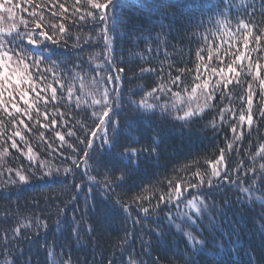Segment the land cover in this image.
I'll return each instance as SVG.
<instances>
[{
    "label": "snow or ice",
    "instance_id": "obj_1",
    "mask_svg": "<svg viewBox=\"0 0 264 264\" xmlns=\"http://www.w3.org/2000/svg\"><path fill=\"white\" fill-rule=\"evenodd\" d=\"M17 7L16 0L0 3V14L7 15V21L0 15V177H6L2 185L7 189L6 193L0 192V199L10 200L12 190L19 185L41 180L64 185L69 175H76L74 169H83L88 174L93 166L103 167L106 170L103 179H97L99 172L97 176H88L99 189L100 198L91 196L88 211L93 219L88 227L84 228L85 221L81 218L71 228L70 235L77 242L95 234V226L103 225L112 217L124 214L131 219L134 204L144 217L167 212L163 221L156 222L147 246L175 243L177 251L172 255L180 264H264V218L255 233L259 245L250 241L245 248L243 228H229L224 232L217 229V218L227 215L233 204L225 200L218 205L212 195L223 184H228L245 194L249 204L260 203L264 210V191L260 190L264 189V143H260L254 153L247 154L250 163L242 161L230 169L225 149L221 148L214 160H204L206 167L195 161L196 169L192 171V165L185 164L182 169H175L171 177L160 181L157 188L151 184L146 186L142 179L137 185L134 177L141 164L161 158L163 137L153 129L150 135L132 138L136 126L141 121H154L157 113L162 121L171 120L176 122L174 126L190 128L210 110L216 115L208 126L215 131L227 124L233 133L234 140L227 144L229 151L245 138V129L249 136L253 130L259 133L264 126V0L259 3L220 0L215 7L207 3L199 5L207 9L209 20L207 24L202 20L196 25L204 32L193 34L200 43L193 66H176L174 73L173 65L169 64L167 74L163 64L159 69L140 66L137 80L145 79V74L149 73L155 75L156 81L150 88L141 86L132 92L127 102L122 87L125 68L115 61L110 33H115L118 27L125 35L143 31L137 16L130 12L132 8L147 7L149 15H158L162 21H176L178 10L182 7L193 10L191 6L183 0H153L150 5L146 0H73L71 4L61 0H44L43 3L27 0V7L19 5L18 18ZM25 12L27 16L23 15ZM200 14L204 16L203 11ZM194 23V16L190 17L188 26ZM164 28L165 24L161 23V31L155 38L149 31L144 42L151 41L158 49L162 36L170 35L164 33ZM100 40H103V50L93 49L87 61L83 58H78V62L68 60L60 51L68 48L71 41L73 49L84 52L85 46L98 44ZM163 45L167 50L166 38ZM152 51L149 46L147 53ZM257 96L259 106L254 110ZM122 112L127 119L121 116ZM80 113L90 114L92 124L75 120L69 127V121ZM77 126L83 130V136L76 131ZM69 137H75L84 147L78 148L67 139ZM65 147L78 155L64 157L71 161L70 165L63 161L54 163L57 155H64ZM97 154L102 159L97 160ZM180 171L184 176L178 174ZM72 186L77 192L82 191L81 184ZM137 186L140 190L130 199L118 191L127 187L128 192H132ZM92 192L89 188V193ZM72 199L78 197L72 196ZM237 203L244 206L240 197ZM173 207L177 209L175 215ZM4 215L0 225L6 224L11 214ZM139 223V218L133 221L134 225ZM61 224L58 219V230ZM33 228L37 238L41 230L45 234L49 230L47 221L38 216L18 217L11 225L0 228L4 264H20L22 260L24 264H31L30 250L25 260L20 241L31 243ZM129 235L126 232L121 241L122 254L128 252L125 245ZM169 237H174V241H169ZM181 245L182 251L179 250ZM42 246L49 247L47 240ZM56 247L59 245L54 239L48 251L50 258ZM13 251L17 255H13ZM8 256L12 259H7ZM128 257L127 264H139L131 253ZM159 259L157 257L152 264H158ZM58 264H72L71 257ZM107 264H116V260L108 259Z\"/></svg>",
    "mask_w": 264,
    "mask_h": 264
},
{
    "label": "trees",
    "instance_id": "obj_2",
    "mask_svg": "<svg viewBox=\"0 0 264 264\" xmlns=\"http://www.w3.org/2000/svg\"><path fill=\"white\" fill-rule=\"evenodd\" d=\"M4 0H0V3ZM38 3H43L44 0H36ZM61 2H67L71 4L73 0H61ZM220 0H183V3L191 6L189 10L186 8H180L178 10V20L162 21L158 15H149L148 8L130 10L131 14L137 16L141 22L140 26L143 28L142 32H137L135 35H125L122 28H117L115 33H110V38L114 43V57L117 64L122 65L125 68L123 76V91L124 100L127 102L131 98V93L138 91L141 86L150 88L154 85L156 77L153 74L146 73L145 79L137 80L136 76L139 75L140 66L156 67L159 69L160 65H164L165 74L168 72V65H173V72L175 73L176 66L179 67H192L195 61V53L200 43L197 42L194 33H203V28H197L196 25L200 24L203 20L205 24L208 23L209 13L207 9L200 8L199 5L207 3L212 7H215ZM249 3L252 0H248ZM259 3V0H256ZM147 4H152L153 0H146ZM239 3V0H237ZM18 5L15 15L18 18L21 13L19 11V5L23 4L27 7V0H16ZM223 7V5H221ZM126 11H129L126 9ZM168 11H171L169 9ZM201 11L204 12V16L201 17ZM4 16V20L7 21L6 14H0ZM27 16V12L23 13ZM195 18V23L188 26L190 17ZM257 16V20H259ZM164 23V33H170V35L162 36L159 48L156 44L145 43V39L151 31V36L156 37L160 33V24ZM172 27L169 28L168 25ZM211 26V25H209ZM187 27V31L185 28ZM84 34H87L86 30L82 29ZM75 34V29H73ZM167 39L168 47L165 50L163 45V39ZM71 41L68 48L60 49L63 51L68 60L77 61L78 58H83L85 61L89 58V52L95 49L96 52H100L104 48L103 40H100L98 44L91 46H85V51L80 52L78 49L71 47ZM151 46L153 51L147 53L148 47ZM207 55V53H205ZM150 57V59H149ZM148 61V62H146ZM190 80L191 77L189 76ZM142 94V93H141ZM139 99V97H136ZM260 97L254 99V110L259 106ZM219 103V101H217ZM228 102L225 101V104ZM195 106V102H194ZM216 115L215 111L210 110L208 115L204 119H198L196 123L191 127L181 128L174 126L176 122L171 120L162 121L157 113V117L154 121L145 120L141 121L133 132V139H138L140 136L150 135L153 129L159 131L163 137L164 143L161 145L162 152L159 160H153L150 164H141L138 169L137 176L134 179L143 180L145 185H153L159 188V182L163 181L165 177H171L175 169H182L185 164L192 165V171H195V161H199L202 167L205 159L214 160L220 154V149H225V159L230 167L233 168L239 162L250 163L248 159L249 152H255L260 143H264L261 137H264V126L260 127L259 133L253 130L251 136L248 135L245 129L244 139L237 142L233 149L229 151L227 144L234 140L233 133L228 128L227 124L223 127H218L215 131L208 126L209 121ZM121 116L125 119L127 117L122 112ZM75 120L85 121L91 125L92 120L89 115L80 113L75 116L73 120L69 121V127H71ZM217 124L219 121L217 120ZM38 131H44L38 129ZM76 131L83 136V130L76 127ZM239 131V128H238ZM50 136V133H45ZM54 139V137H50ZM35 140V137L33 138ZM71 143L76 144L78 148H83V145H79L75 137L67 138ZM38 143V141H37ZM59 144L58 141H56ZM63 156L57 155L54 163L60 164L63 161L65 164L70 165V160H65L66 156H76L78 153H73L71 149L65 147L63 149ZM82 155V153H80ZM18 155V154H17ZM97 160L102 157L97 154L95 157ZM17 165L19 161L15 162ZM103 167L96 168L95 166L89 169L88 174H85L83 169H74L76 175L73 177L69 175L68 182L64 185L51 184L45 181H32L28 185H19L12 190V196L10 200L0 199V219H5V213H10V217L7 218V223L0 225V228L11 225L18 217L23 219L27 217L32 219L34 217H42L48 223L49 230L45 234L41 230L39 237L35 236V228L31 229L32 242L27 240H21L20 244L25 251V260L28 259L30 250L31 264H58V261H62L71 257L72 264H107L108 259H115L116 264H127L128 254L131 253L134 258L139 261V264H152V261L159 257L158 264H180V262L172 255L177 251L175 243L164 244L160 246H147L148 242L152 239V229L155 228L156 222L163 221V218L167 215V212H161L159 216L152 215L144 217L142 214L136 211V207L133 204L131 219H128L124 214L119 217H112L103 225L96 227L95 234L82 239L77 242L71 237V228L81 221V218L85 221L84 228L88 227V222H91L93 217L88 211L91 207V196H95L97 199L99 196V189L92 184L88 176L100 175L97 179H103L105 173ZM118 174V173H117ZM180 176H184V172H178ZM190 175V173H189ZM244 173L241 171V177ZM6 177H0V192H7L2 185L3 179ZM76 183L82 185V191L77 192L72 186ZM132 182L129 181V184ZM89 188L93 189V192L89 193ZM139 186L133 189L132 192H128L127 187L124 189H118L121 195L126 199H130L137 191ZM264 191V189H260ZM217 201V204H223L225 200L232 202L233 207L227 210V215H221L216 220V227L219 231L224 232L229 228H243L242 236L244 238V247H248V242H253L256 246L259 245V237L255 234L259 229L261 219L264 218V210L260 203L249 204L247 196L239 192L238 188L230 187L228 184H223L218 192L212 194ZM72 196H77V200H73ZM238 197L243 201L237 203ZM88 201L86 204L85 201ZM155 204V200H153ZM163 207V206H162ZM63 209V212L59 210ZM177 209L172 208V214L175 215ZM139 218L141 223L133 224L135 219ZM62 222L61 228L57 229V220ZM28 220H25L27 223ZM166 224V221H165ZM205 230L208 229L207 221H205ZM255 226V227H253ZM175 231V229H173ZM130 235L127 237V253H121L120 244L125 239V233ZM56 240L57 245L54 249L53 256H48L49 248H51L52 241ZM47 240L49 247H43L44 241ZM169 241H174V237H169ZM178 242V241H175ZM179 250H183V245ZM17 255L15 251L12 253ZM7 259L11 260L12 256H8ZM222 259V258H221ZM239 259V257H236ZM5 261V248L3 233L0 231V264H4ZM20 264H24V261H20Z\"/></svg>",
    "mask_w": 264,
    "mask_h": 264
}]
</instances>
